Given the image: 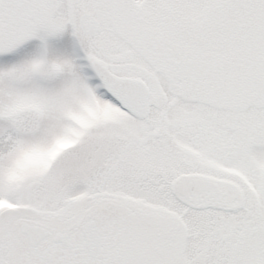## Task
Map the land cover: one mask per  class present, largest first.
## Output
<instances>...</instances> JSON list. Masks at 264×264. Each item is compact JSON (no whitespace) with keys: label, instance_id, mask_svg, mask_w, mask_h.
<instances>
[{"label":"snow or ice","instance_id":"snow-or-ice-1","mask_svg":"<svg viewBox=\"0 0 264 264\" xmlns=\"http://www.w3.org/2000/svg\"><path fill=\"white\" fill-rule=\"evenodd\" d=\"M0 264H264V0H0Z\"/></svg>","mask_w":264,"mask_h":264}]
</instances>
